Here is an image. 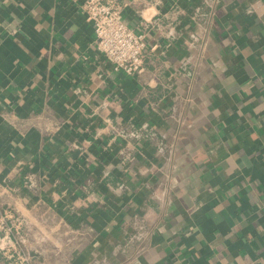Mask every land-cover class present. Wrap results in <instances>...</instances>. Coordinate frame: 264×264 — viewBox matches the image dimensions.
Wrapping results in <instances>:
<instances>
[{"label": "crops", "instance_id": "1", "mask_svg": "<svg viewBox=\"0 0 264 264\" xmlns=\"http://www.w3.org/2000/svg\"><path fill=\"white\" fill-rule=\"evenodd\" d=\"M0 0V264H264V0Z\"/></svg>", "mask_w": 264, "mask_h": 264}, {"label": "built area", "instance_id": "2", "mask_svg": "<svg viewBox=\"0 0 264 264\" xmlns=\"http://www.w3.org/2000/svg\"><path fill=\"white\" fill-rule=\"evenodd\" d=\"M87 20L92 24L97 50L115 70L128 75L143 70L145 38L129 27L123 19V6L117 0H84L82 3ZM11 258L7 264H25L29 255L11 245Z\"/></svg>", "mask_w": 264, "mask_h": 264}, {"label": "rangeland", "instance_id": "3", "mask_svg": "<svg viewBox=\"0 0 264 264\" xmlns=\"http://www.w3.org/2000/svg\"><path fill=\"white\" fill-rule=\"evenodd\" d=\"M19 251H21L22 253H25L24 251H22L20 248H17ZM25 254H27V253H25ZM9 259V261H11V258H8Z\"/></svg>", "mask_w": 264, "mask_h": 264}]
</instances>
